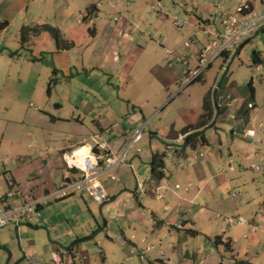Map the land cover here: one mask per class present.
I'll return each mask as SVG.
<instances>
[{
  "label": "crops",
  "instance_id": "0c3cea01",
  "mask_svg": "<svg viewBox=\"0 0 264 264\" xmlns=\"http://www.w3.org/2000/svg\"><path fill=\"white\" fill-rule=\"evenodd\" d=\"M37 1L0 0V57L13 61H5L0 72L6 70V76L12 72L14 79L29 83L28 71L16 69L20 50L25 56L29 54L27 60L33 63L44 62L47 52L66 57L76 48L81 55L100 54V14L106 9L114 16L121 15L111 19L114 24L109 27L110 43L107 51L102 50L103 58H111L119 70L121 57L133 54V61L127 58L123 64L128 67L121 74V83L124 89L141 90L127 100L132 111L123 119L115 120L117 116L108 114L103 121H93V130L97 131L86 128L84 135L80 114L73 113L72 121H66L68 126L62 128L59 123L63 119L49 112L37 115L35 125L29 123L7 133V116L17 100L10 91L3 92L0 198L10 189L36 199L51 194L62 181L77 175L74 166L91 153L102 169L105 156L117 153L129 139L130 133L125 130L141 128L137 125L143 122L145 111H150L146 101H153L154 109L161 111L187 91L192 108L182 120L172 121L164 135L149 134V150L140 146L146 135L144 127L137 144L140 152L132 151L125 163L100 176L99 183L106 193L101 204L86 193L52 197L43 200L39 218L18 220L0 229V264H253L252 258L258 257L264 246V131L260 130L264 127V27L246 36L233 57H221L223 66L213 68L215 59L199 79L189 84L185 72L198 66L199 53L216 40L221 14L233 13L237 6L247 3L245 18L252 20L262 13L264 0H213L216 2L212 5L209 0H197L201 3L195 7L191 2V9L186 7L189 3L178 0L181 12L168 13L163 12L160 0H78L77 11L67 19V37L57 27L58 37L40 29L47 24L34 20L30 23L18 15L24 9L29 11ZM146 7L156 11L153 24L152 14L147 19L142 14ZM127 8L132 13L125 17ZM135 13L136 19L131 15ZM176 20L181 22L179 26ZM12 24L15 51L5 44V33ZM24 28L28 32L22 41ZM45 40L50 41L47 51L41 47ZM34 43L37 54L32 50ZM246 49L253 54L252 64H235L234 57H240ZM250 52L246 51L245 56ZM80 61L85 71L96 68L85 59ZM228 61L232 63L226 66ZM95 66H100V60ZM57 71L54 67V76ZM40 76L38 73L37 82ZM246 82L249 95L241 97L238 91L243 93ZM194 83L198 88L189 87ZM219 94L225 96L217 101ZM208 95L215 99L216 109L209 127L204 128L207 144L181 147L180 130L200 120L203 100ZM142 99L143 105L139 103ZM76 122H80L81 129L71 127ZM7 137L13 139L10 146L3 144ZM102 143L106 149L98 146ZM82 149L87 152L80 156ZM167 153L173 157L164 158L163 176L157 178L151 174L149 162L153 154ZM228 158L233 160L232 170ZM137 177L142 192L137 189ZM238 182L243 186L241 191H235ZM258 196L263 199L261 204ZM230 217H241L247 224L229 226L226 218Z\"/></svg>",
  "mask_w": 264,
  "mask_h": 264
},
{
  "label": "rangeland",
  "instance_id": "374dc122",
  "mask_svg": "<svg viewBox=\"0 0 264 264\" xmlns=\"http://www.w3.org/2000/svg\"><path fill=\"white\" fill-rule=\"evenodd\" d=\"M56 1L57 0H39L30 7L29 11L26 12L24 9L20 11L18 15L23 16V19H25L26 21H30V23H33L34 20L38 23L47 25L50 24V26H53L55 29L57 27L61 30L62 34H65L67 37L69 36V25L67 24V19H69L70 16H74L75 11H77L76 6L78 0H75V3H72V0H63V2L59 0L57 4ZM184 1L186 3H189L186 7H190L191 9V2L193 3V6L197 7L204 0H199L201 1L200 3L197 2V0H190L189 2L188 0ZM216 1L218 2V0ZM216 1L209 0L208 2L212 5V3ZM160 3L163 6L164 13H168L167 10H176L177 12H181V2L178 0H160ZM144 9L145 13L142 12V14L146 16V19L149 18L151 14L153 15L151 17V24H153V20L156 16V11L147 7ZM124 12L125 14L123 15L126 17V15H128L129 13H132V9L127 8V10H125ZM120 15L121 14L116 13L114 16L113 12H110L106 9L101 12L99 39L100 48L99 46H97L98 49H100V54L99 52H96L93 56H88L86 54L81 55L77 53L78 49L76 48L71 50V52L69 51L66 54V57H64V54H51L50 52H47V54H44L46 59L44 60V62L33 63L27 60L29 59V54L25 56L26 54L24 50L19 51V58H16L15 61V63L18 65L16 69H18V71L21 73H26L28 71L27 73L30 74L29 83L26 82L25 84H23L17 79H14L12 72H9L8 76H6V70H1L0 72V96L7 90L10 91L13 98L17 100L16 105L11 106L10 108V115L7 116V133L11 132L13 128L15 130L20 126H26L29 123L33 126L35 125L33 123L37 120V115L49 112L55 117L63 119V122L59 123L60 127L62 128L68 126V124L65 123L66 121H72L71 117L73 113L75 115L80 114L81 119L84 122V124L82 125L83 128L81 129L80 122L71 123V127L74 130L81 129L82 135H84V133L87 134L88 131H86V128L89 129L90 132L97 131L93 130L95 129V123L93 121H103L104 117L108 114L112 115V117L113 115L117 116L115 120L123 119L124 115L127 112L132 111L131 105L127 102V100L130 96L139 93L141 89L137 87H129V89H124L123 84L121 83V74H123L125 69L128 67L123 66L125 60L129 58L131 59V61L128 62H132L133 54L128 53L127 57H121L119 63V65L121 66L120 69L123 70L121 73V70H118L117 68L118 64L113 62L111 58L110 60H107L106 58L104 59L102 53V50L105 49V51H107V49L109 48V27H113L114 24H112L111 19H114L115 17L117 18ZM131 15L134 17V19L138 18V16L135 17L136 13ZM245 19L250 20V18ZM141 20L142 22L145 21L144 18H142ZM13 26L15 27V25L12 24L7 28V32L5 33L7 42L5 44L8 43L7 47H9L12 51H15L17 50V47L15 48L14 46V39H11V37H13ZM124 28L126 30L130 29L127 26ZM99 40H96V42H99ZM48 41L45 40L44 46H42L43 44L41 45V47H44L45 50L49 49L50 41ZM109 41L112 42V39ZM112 45H110V47ZM51 46H53V44ZM36 47L37 44L34 43L32 45L34 54L35 52L36 54L38 52ZM246 51L250 52L251 50L246 49L245 51H242L241 56H235L233 62L236 64L241 63L242 61L243 65L245 66L252 64L253 54L252 52H250V54L245 56ZM81 58L85 59V61H88V63L90 62L96 68L92 70L85 68L86 71L83 70L82 66L80 65ZM99 60L100 66H95ZM222 60L223 59L221 57L217 58L214 61L212 67L215 68L219 65L223 66L224 64L222 63ZM5 61L13 62L9 60L8 57H0V69L3 68ZM229 63H232V61H228L226 63V66H228ZM50 65L51 67L48 68V66ZM31 67H33L32 71L30 69ZM38 67H40L41 69L40 72H38ZM54 67L58 69L55 76L52 73ZM47 68L48 71H46ZM38 73L41 75L39 82H37ZM69 73H71L73 76H69ZM52 79L54 80L53 83L50 82ZM189 87L198 88V83H194ZM48 89L50 90L48 91ZM238 92L240 93L241 97H244L245 94L249 95L247 82L244 84L243 93L241 92V89H239ZM182 94L183 95H178L177 97H175V100L173 99L161 111H159V109H154L155 104L153 101L144 102L145 107L149 108L150 111H145V118L143 122L137 125V128H139L146 122L144 131L146 135L144 141L140 143L141 147L149 150V141H151V138L148 137L149 134L158 132L160 135H164L166 131L169 130L172 121L178 122L185 117V114H187V112H190L189 107H192L189 105L191 103H189L188 101L189 99L187 96V91H184ZM209 95H211V92L209 93ZM224 96V94H219L218 96H216V100L219 101ZM143 101L144 99H142L139 103L143 105ZM22 122H25L26 124ZM118 124L120 123L118 122ZM0 125H2V123H0ZM227 125L228 124L225 122V126L223 128L226 129ZM218 134L222 138H225L226 136L225 134L223 135V132L221 131H218ZM226 134H228V130L226 131ZM11 136L14 139V136ZM8 137L3 142V144H6V146H10L11 143H13V139L11 140V138ZM242 187V184L238 182L235 191H241L243 189ZM258 197L259 204H261L263 199L260 196ZM212 241L214 245V238L212 239ZM260 249L263 250L258 251L259 256H254V258H252V260L254 261L253 264H264V246ZM219 253L221 254V252ZM214 254L217 255V253ZM220 254L218 255L220 256ZM225 264L228 263L225 262Z\"/></svg>",
  "mask_w": 264,
  "mask_h": 264
},
{
  "label": "built area",
  "instance_id": "2783aa9c",
  "mask_svg": "<svg viewBox=\"0 0 264 264\" xmlns=\"http://www.w3.org/2000/svg\"><path fill=\"white\" fill-rule=\"evenodd\" d=\"M248 9V4L244 3L237 6L233 13L221 14V16H219L221 31L215 34L216 40L211 41V43H209L197 56L198 66L193 70L185 72L186 84L199 79L202 73L215 59L219 57L230 59L246 36L264 27V3L262 13L252 20L245 19V13ZM114 20H116V18H114ZM180 24L181 22L179 20L175 21V25L179 26ZM184 46L188 47V44L185 43ZM181 60H183V56L181 57ZM247 107L251 108L252 105L247 104ZM145 125L146 122L141 128L133 132H131L130 128L125 130V133H130L129 139L117 153L105 156L102 169L98 168V159L94 154L91 153L83 156L79 165L74 166L78 170L77 175L74 178L62 181L51 194H45L42 198L36 199L23 194H18L12 189L8 190L0 198V229L9 223L17 222L18 220L23 219L31 221L35 218H39V207L43 200L52 197H65L70 193H86L94 202L98 204L104 202L106 199V193L99 183L100 176L111 172L116 166L125 163L132 151H135L136 153L140 152V148L137 144L142 138ZM260 130L264 131V127L260 126ZM184 136L185 135H181L179 140L181 141ZM98 146L102 149H106L104 143L100 145L98 144ZM172 157V153H167L164 158L168 160ZM227 163L229 170H232L233 160L228 158ZM69 167L72 168L73 166L69 165ZM254 168L257 169V167ZM110 179L114 180L115 178L114 176H111ZM136 180L137 189L142 192V183L138 177ZM232 195L234 196V194ZM226 222L229 226L247 224L246 220L241 217L226 218Z\"/></svg>",
  "mask_w": 264,
  "mask_h": 264
},
{
  "label": "trees",
  "instance_id": "16d2710c",
  "mask_svg": "<svg viewBox=\"0 0 264 264\" xmlns=\"http://www.w3.org/2000/svg\"><path fill=\"white\" fill-rule=\"evenodd\" d=\"M40 29L48 31L56 37L59 36V32L53 27H50L48 25L40 26ZM27 32H28L27 28H24L21 31L20 39L22 41L25 40V35ZM53 81L54 80L52 79L50 82L53 83ZM214 109H216L215 99L212 100V98L209 95L206 96L203 100V112L200 116V120L195 125H187L183 127L179 132L181 135H185L182 140L181 147L195 148L197 144H200V145L207 144V139L204 134V128L209 127L208 123L212 118ZM164 157H165V154H153L149 162L151 174L153 176H156L157 178H160L163 176ZM73 243H75V241ZM70 248H67V249H70Z\"/></svg>",
  "mask_w": 264,
  "mask_h": 264
},
{
  "label": "bare ground",
  "instance_id": "6f19581e",
  "mask_svg": "<svg viewBox=\"0 0 264 264\" xmlns=\"http://www.w3.org/2000/svg\"><path fill=\"white\" fill-rule=\"evenodd\" d=\"M86 152H87V151H86L85 149H82V150L80 151V156L84 155Z\"/></svg>",
  "mask_w": 264,
  "mask_h": 264
}]
</instances>
